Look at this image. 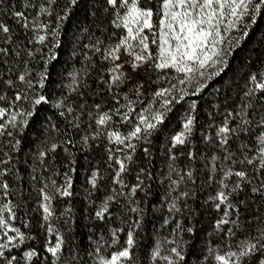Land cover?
<instances>
[{"label":"snow or ice","instance_id":"obj_1","mask_svg":"<svg viewBox=\"0 0 264 264\" xmlns=\"http://www.w3.org/2000/svg\"><path fill=\"white\" fill-rule=\"evenodd\" d=\"M262 19L0 0V264H264Z\"/></svg>","mask_w":264,"mask_h":264},{"label":"trees","instance_id":"obj_2","mask_svg":"<svg viewBox=\"0 0 264 264\" xmlns=\"http://www.w3.org/2000/svg\"><path fill=\"white\" fill-rule=\"evenodd\" d=\"M262 32H264V19H262L257 25L256 29L253 30V33L249 37L245 48L249 46L255 47V41L259 39V34ZM238 55L242 56L243 52H239Z\"/></svg>","mask_w":264,"mask_h":264}]
</instances>
